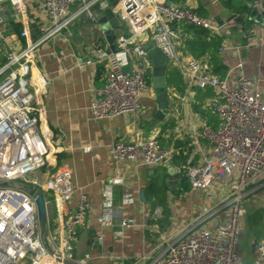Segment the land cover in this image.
Returning <instances> with one entry per match:
<instances>
[{"label":"built area","instance_id":"1","mask_svg":"<svg viewBox=\"0 0 264 264\" xmlns=\"http://www.w3.org/2000/svg\"><path fill=\"white\" fill-rule=\"evenodd\" d=\"M26 0H0V41L6 46L12 39L4 27V5L10 2L15 12H25ZM44 10V36L29 44L21 54L7 53V63L0 68V264H87L90 257L73 261L72 253L79 239L90 203L81 194L78 209L63 217L72 200V171L67 165L58 168L43 187L39 178L28 177L50 167L55 155L54 134L45 124L43 97L50 80L40 70L32 72L37 48L53 36L69 31L81 15L96 21L94 12L112 10L125 34L118 35L114 48L93 52L82 64L106 63L108 72L103 85L94 90L91 113L95 120L124 115L138 117L142 99L153 95L149 83L152 62L144 46L153 42L169 58L189 88L212 89L215 97L206 102L218 117V127L202 124L199 131L191 127L196 145L210 143L209 158L200 166L187 165L185 175L194 192H213L215 201L203 206L172 237H163L155 248L135 264H242L239 246L246 219V200L264 182V91L255 90L252 82L240 75L234 83L228 77L212 74L209 63L185 55L186 37L178 30L181 24L221 34L225 25H216L199 15L191 6L165 0H40ZM78 6V10L75 7ZM22 37H29L25 27ZM147 37L143 41V38ZM129 68L125 71V68ZM240 67V66H239ZM168 91L169 97H173ZM174 98V97H173ZM187 98H181V102ZM86 148L85 153H90ZM115 162H132L139 166L168 163L172 152L164 150L157 137L145 141H119L112 147ZM121 179H111L103 191V214L99 222L114 223V186ZM53 193L56 217L48 218L46 234L40 223L32 188ZM217 195V196H216ZM128 193L123 206L132 205ZM47 205V204H46ZM48 213V212H47ZM49 215V214H48ZM161 211L154 214L158 219ZM123 227H133L132 219H124ZM102 238H100V241ZM251 264H264V241L254 250Z\"/></svg>","mask_w":264,"mask_h":264},{"label":"crops","instance_id":"2","mask_svg":"<svg viewBox=\"0 0 264 264\" xmlns=\"http://www.w3.org/2000/svg\"><path fill=\"white\" fill-rule=\"evenodd\" d=\"M25 2V12L22 15L15 12L10 2L4 5L3 13H8L6 17L3 16L4 27L12 39L9 46L0 41V68L8 61L7 53H23L29 44L38 43L45 34L41 1ZM226 2L227 0H193L191 6L216 25L226 26L225 31L217 34L222 38L219 59L227 69L222 78L229 75L230 82L234 83L240 75H245L255 90L263 92L264 26L250 21L249 13L247 16L242 15L240 6L233 10ZM254 5H257L260 12H264V0L257 1ZM93 23L91 29L96 30L94 42L104 39L107 49H111L101 25L97 20ZM25 27L30 33L27 38L21 36ZM75 35L74 30L69 29L53 36L37 48L33 63L29 62L32 72L40 70L50 80L43 97L45 124L56 135L55 155L52 156L50 167L32 176L39 178L43 187H46L47 181L59 167L67 165L71 169L74 194L62 212L63 217L78 209L81 194L88 197L90 208L79 228V239L72 253L73 261L89 256L87 264H135L145 253L153 250L163 237H172L185 223L198 215L203 206L215 201L213 192H194L184 170L189 164L200 166L209 158L210 143L202 140L196 145L191 127L196 125L200 131L202 124L209 126L211 123L210 126L213 127L215 123L194 109V101H197V95L202 90L189 88L174 66L170 68L176 71L179 81H174L175 76L168 78L169 83L166 81L168 91L174 93L171 94L174 98L169 97V112L164 120L157 118L160 105L155 92L142 99L143 108L138 117L124 115L95 120L91 113L94 90L103 85L108 67L106 63L83 65L84 61L91 58L89 49L92 43L81 42L83 34ZM118 35L122 34L114 37V44ZM146 39L144 37L143 41ZM180 51L193 58L186 42ZM180 88H184L183 93ZM208 90L215 94L212 89ZM181 98L187 99L182 103ZM201 108L218 121L211 109L209 110L212 112L205 105ZM172 124L174 128L170 127ZM153 137L159 139L164 150L172 152L169 161L173 163L174 170L167 167L168 163L151 167L132 162L118 163L113 159L112 147L115 143L145 141ZM89 147L91 152L85 153V149ZM111 179H121L123 183L114 186L115 219L113 225L105 226L99 219L103 214L104 187ZM155 182L165 186V193L160 196L161 202L155 199L151 190ZM260 186L246 200V217L260 213L264 223V182L257 189ZM128 193L133 195L135 201L132 205L123 206V198ZM141 193L145 194V201L141 199ZM44 194L47 212L53 219L57 210L53 193L46 190ZM158 210L161 211V216L156 219L154 214ZM124 219H132L134 226L123 227ZM242 232L240 247L245 246V249L239 251L241 262L251 264L254 259L255 238L247 218Z\"/></svg>","mask_w":264,"mask_h":264},{"label":"trees","instance_id":"3","mask_svg":"<svg viewBox=\"0 0 264 264\" xmlns=\"http://www.w3.org/2000/svg\"><path fill=\"white\" fill-rule=\"evenodd\" d=\"M170 1L172 3H177V4L185 3V0H170ZM257 1H261V0H227L226 5L233 10H236L235 7L240 6L241 13H243L242 15L247 16V14L249 13L248 5L255 4ZM197 13L201 16L203 15L199 12ZM77 19H79L78 22L71 28V30H74V33L76 34L75 37L84 34L87 30H90L94 25L93 23L94 21L87 15L79 16ZM178 30L186 37V45L188 52L191 54V56L194 59L209 63L211 72L215 76L223 77L227 73V69L221 64L219 59V49L222 46V38H220L219 35L212 34L209 30L189 26L187 24H181L178 27ZM90 48L91 49H89V51L91 53V57H93V52L102 49H107V43L105 42L104 39H100L92 43V46ZM170 67L168 68L166 74L167 82H168V78L174 76H175L174 81L175 82L179 81L177 79L178 75L176 71H172ZM151 75L152 73L148 75V77H150L149 83L152 81ZM180 91L183 93L184 88L182 90L180 88ZM214 97L215 95H213L211 91L202 90V92L198 93L197 95V99H196L197 101H194V109L197 112L202 113V115L208 116L210 122L215 123V126H213V128H217L219 121H216V118L211 113H207L205 110L201 108L202 105L206 104V101L213 99ZM197 102H199L200 105L199 104L197 105ZM210 124L211 123H209V126ZM170 127L174 128V125L172 124ZM55 137L56 135L54 134V138ZM151 190L152 193H154V195L156 196L155 199L161 202L160 196L165 193V186L163 184H159L155 182L151 186ZM259 215L260 213L257 214L254 213L253 215L251 214L246 217L247 223H249L250 231L255 238V242H254L255 248L262 243L261 240L262 238H264V223L262 222V217Z\"/></svg>","mask_w":264,"mask_h":264},{"label":"water","instance_id":"4","mask_svg":"<svg viewBox=\"0 0 264 264\" xmlns=\"http://www.w3.org/2000/svg\"><path fill=\"white\" fill-rule=\"evenodd\" d=\"M170 6L171 2H167ZM249 20L255 22L256 24L264 26V12H260L257 5H248ZM8 13H2V16H7ZM98 23L101 25L102 29H105L107 40L111 44V48H114V37L117 34H123L125 31L121 29V25L115 13L112 10H106L105 12H94ZM113 28V30H112ZM144 49L149 53V58L152 62V83L155 89L157 100L160 105V110L157 114L158 120L162 121L168 115V88H167V70L170 67L169 58L160 50L155 47L153 42H149L144 46ZM128 71L129 68H125ZM167 167L174 170V165L171 161L168 162ZM172 173V172H171ZM168 183V180L166 181ZM30 196L35 198L36 208L38 213V219L40 223V233L44 237L46 234V228L48 223V213L45 201V194L43 190L38 187H34L30 191ZM141 199L145 201V194H140Z\"/></svg>","mask_w":264,"mask_h":264},{"label":"rangeland","instance_id":"5","mask_svg":"<svg viewBox=\"0 0 264 264\" xmlns=\"http://www.w3.org/2000/svg\"><path fill=\"white\" fill-rule=\"evenodd\" d=\"M78 10V6L77 7H75V12ZM73 11V12H74ZM82 16V15H81ZM75 23H76V21H75ZM72 28V26L70 27V29ZM103 31H105V29H103ZM96 30H92V29H90V30H87L81 37L83 38V40L81 41V42H86V41H88V43L90 44V43H93L95 40H94V37H95V35H96ZM87 37H89V39L87 38ZM93 39V40H92ZM149 74H151V72L149 73ZM34 180H36V176H29L28 177V181L29 182H31V181H34ZM49 208H51V205L49 206ZM48 218H50L49 217V215H48ZM242 241V240H241ZM241 244V243H240ZM241 248V249H240ZM245 249V246H239V251L241 250V251H243Z\"/></svg>","mask_w":264,"mask_h":264}]
</instances>
